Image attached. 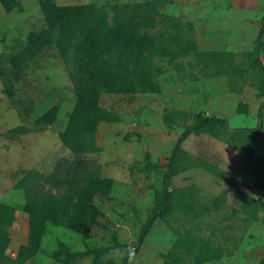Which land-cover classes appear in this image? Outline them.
I'll use <instances>...</instances> for the list:
<instances>
[{
    "label": "rangeland",
    "instance_id": "rangeland-1",
    "mask_svg": "<svg viewBox=\"0 0 264 264\" xmlns=\"http://www.w3.org/2000/svg\"><path fill=\"white\" fill-rule=\"evenodd\" d=\"M140 1L55 3L102 9L111 24V7ZM17 2L10 13L0 6V203L16 210L10 242L25 232L24 197L14 185L29 171L50 173L59 160L71 158L59 135L74 107L61 62V47L72 36L62 35L58 21L49 29L36 0ZM263 16L264 0H167L154 31L160 92L100 95L99 105L118 117L83 137L93 148L86 160L100 167L110 187L93 202L101 224L82 237L46 223L43 249L53 251L50 264H61L63 250L87 246L104 248L99 257L109 264L128 257L127 264H164L178 241L185 264H200L201 253L214 256L201 264H264V162L247 157L264 156V75L251 67ZM261 43L264 65V33ZM104 50V57L114 51L106 44ZM51 107L55 121L43 124ZM198 114L226 119L229 132L192 134L180 143L183 154L168 187L176 207L139 243L162 190L161 169ZM259 125L257 132L235 133ZM90 262L91 256L73 264Z\"/></svg>",
    "mask_w": 264,
    "mask_h": 264
},
{
    "label": "trees",
    "instance_id": "trees-1",
    "mask_svg": "<svg viewBox=\"0 0 264 264\" xmlns=\"http://www.w3.org/2000/svg\"><path fill=\"white\" fill-rule=\"evenodd\" d=\"M36 1L49 29L54 28L58 21L62 35L72 36V41L61 47V62L72 87L74 107L68 115L64 131L59 135L60 143L71 158L59 160L50 173L29 171L14 185V189L21 191L24 197L22 211L27 235V244L19 248L15 258L7 256L6 250L16 210L0 203V264H27L33 259L39 251L46 223L63 227L82 237H87L94 227L101 224L100 214L93 202L107 196L110 187L108 181L101 178L100 167L86 160L85 155L93 148L85 147L83 137L95 133L100 124L116 123L118 117L99 105V97L102 93L113 92L159 93L158 78L163 73L162 68L154 62L157 55L154 31L167 0H141L113 6L110 8L111 24H108L102 9L92 6L58 8L55 0ZM17 5V0H0L5 13L12 12ZM263 33L264 16L257 37L254 63L251 65L264 75V65L259 59ZM105 44L114 50L112 55L103 56L107 52L104 50ZM262 108L264 100L260 111ZM56 114L57 109L51 107L40 120L46 125L53 124ZM259 129L260 125L254 129H239L235 133L249 134ZM219 132H229L226 119L198 114L193 124L178 139L169 163L165 169H161L162 190L158 192L140 232L139 243L148 235L156 220L176 207L174 193L168 187L174 177L178 157L183 154L180 143L192 134L216 135ZM247 157L253 162H264V156L255 160L250 154ZM152 167L156 171L160 170L157 165ZM183 245V242L178 241L174 251L168 254L172 259L164 264H185ZM104 251V248L90 249L88 246L84 251L71 252L66 249L62 251L60 263L73 264L91 256L90 264H109L100 260L99 256ZM128 258L124 264H127ZM213 259L212 253L198 256L200 264Z\"/></svg>",
    "mask_w": 264,
    "mask_h": 264
},
{
    "label": "crops",
    "instance_id": "crops-1",
    "mask_svg": "<svg viewBox=\"0 0 264 264\" xmlns=\"http://www.w3.org/2000/svg\"><path fill=\"white\" fill-rule=\"evenodd\" d=\"M24 217H25V215H24ZM12 227L13 226H11L9 230H12L13 229ZM23 228L25 229V232H21L19 242H18V240L15 241V240L11 239V242H10V244L6 250L7 256H9L11 258H15L19 248L21 246H25L27 244L26 219H25V223L23 224ZM45 234H46V231H43V234L41 237V242H40V248H39L37 255L33 259H31L27 264H35L34 261L38 256L39 257L41 256V258L45 259V261L41 260L39 264H50V263H52L50 260V255L53 251L46 253V251L43 249V241H44L43 239L45 238Z\"/></svg>",
    "mask_w": 264,
    "mask_h": 264
}]
</instances>
